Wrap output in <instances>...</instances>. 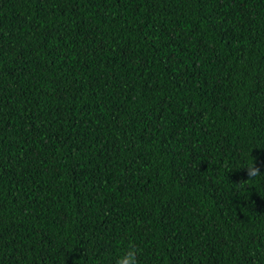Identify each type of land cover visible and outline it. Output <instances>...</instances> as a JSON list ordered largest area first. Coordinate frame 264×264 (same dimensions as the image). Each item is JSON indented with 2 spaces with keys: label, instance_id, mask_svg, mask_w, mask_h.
I'll use <instances>...</instances> for the list:
<instances>
[{
  "label": "trees",
  "instance_id": "obj_1",
  "mask_svg": "<svg viewBox=\"0 0 264 264\" xmlns=\"http://www.w3.org/2000/svg\"><path fill=\"white\" fill-rule=\"evenodd\" d=\"M129 244L264 264V0H0V264Z\"/></svg>",
  "mask_w": 264,
  "mask_h": 264
},
{
  "label": "clouds",
  "instance_id": "obj_2",
  "mask_svg": "<svg viewBox=\"0 0 264 264\" xmlns=\"http://www.w3.org/2000/svg\"><path fill=\"white\" fill-rule=\"evenodd\" d=\"M241 170H244L247 176V180L246 181L242 180L239 181L238 183L252 181L256 177L261 175L260 167H258L255 162L250 165L243 166ZM139 255H140L139 249L136 247V245L129 244L127 249L124 252H122L115 260V264H140Z\"/></svg>",
  "mask_w": 264,
  "mask_h": 264
}]
</instances>
